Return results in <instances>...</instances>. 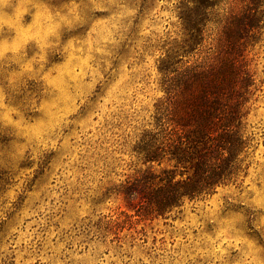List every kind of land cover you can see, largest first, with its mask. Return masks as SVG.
<instances>
[{"label": "rangeland", "instance_id": "obj_1", "mask_svg": "<svg viewBox=\"0 0 264 264\" xmlns=\"http://www.w3.org/2000/svg\"><path fill=\"white\" fill-rule=\"evenodd\" d=\"M178 7L0 0V34L26 61L0 57V264H264V28L246 46L257 90L242 180L161 216L123 192L147 167L134 146L165 95L159 60L184 37Z\"/></svg>", "mask_w": 264, "mask_h": 264}, {"label": "trees", "instance_id": "obj_2", "mask_svg": "<svg viewBox=\"0 0 264 264\" xmlns=\"http://www.w3.org/2000/svg\"><path fill=\"white\" fill-rule=\"evenodd\" d=\"M178 4L184 37L159 60L165 95L134 146L147 167L123 191L140 194L143 215H164L242 180L254 147L247 117L257 86L246 46L264 28V0ZM204 42L212 51L202 60L178 58Z\"/></svg>", "mask_w": 264, "mask_h": 264}, {"label": "snow or ice", "instance_id": "obj_3", "mask_svg": "<svg viewBox=\"0 0 264 264\" xmlns=\"http://www.w3.org/2000/svg\"><path fill=\"white\" fill-rule=\"evenodd\" d=\"M70 33L65 35V39ZM47 39V37H45ZM55 39V36L52 37ZM51 42V41H50ZM23 45L18 37H14L11 32L0 34V57L5 60L14 59L22 67H26L25 53L22 51Z\"/></svg>", "mask_w": 264, "mask_h": 264}]
</instances>
